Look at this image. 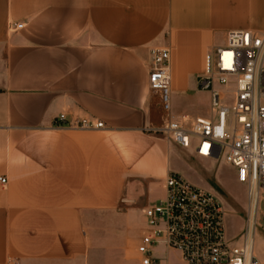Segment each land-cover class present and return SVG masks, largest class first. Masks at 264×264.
Masks as SVG:
<instances>
[{"label":"crops","instance_id":"0c3cea01","mask_svg":"<svg viewBox=\"0 0 264 264\" xmlns=\"http://www.w3.org/2000/svg\"><path fill=\"white\" fill-rule=\"evenodd\" d=\"M232 30L264 31V0H0V264H127L171 157L199 158L148 130L166 118L151 50H170L171 92L192 111Z\"/></svg>","mask_w":264,"mask_h":264},{"label":"built area","instance_id":"2783aa9c","mask_svg":"<svg viewBox=\"0 0 264 264\" xmlns=\"http://www.w3.org/2000/svg\"><path fill=\"white\" fill-rule=\"evenodd\" d=\"M23 27L16 24L10 30ZM148 86L159 94L166 115L161 126L148 130L182 149L194 147L200 158L236 168L239 182L247 185L250 206L258 204L264 193V31H229L224 45L207 52L198 88L210 94L208 116L173 115L168 48L151 50ZM55 125L104 128L101 121L70 123L65 114ZM6 183L0 178L1 185ZM164 187V197L144 210L147 230L137 247L139 264H160L158 246L178 251L183 264H262L255 233L248 230L240 244L228 238L226 208L217 195L175 171L168 173Z\"/></svg>","mask_w":264,"mask_h":264},{"label":"rangeland","instance_id":"374dc122","mask_svg":"<svg viewBox=\"0 0 264 264\" xmlns=\"http://www.w3.org/2000/svg\"><path fill=\"white\" fill-rule=\"evenodd\" d=\"M187 101L188 98L185 94H172L174 115L195 117L210 114V96L197 101L192 111H188ZM225 101L228 102L229 99H225ZM171 161L175 171L182 174L189 182L211 191L222 200L227 214L228 238L236 244L242 243L249 230L252 211L247 195V185L239 182L237 169L222 160H203L200 157H188L187 155L171 157ZM236 178L238 182H236ZM138 217L141 218L140 214ZM256 225L255 251L257 257L264 263V193L261 194L259 201ZM138 226H140V222L137 218L134 226L136 233H138ZM139 230L135 238L137 240L136 247H138V238L142 233V228ZM136 247L128 251L127 264H139L140 258ZM156 253L160 259L169 260L170 264H182L177 252H168L163 246H158Z\"/></svg>","mask_w":264,"mask_h":264},{"label":"bare ground","instance_id":"6f19581e","mask_svg":"<svg viewBox=\"0 0 264 264\" xmlns=\"http://www.w3.org/2000/svg\"><path fill=\"white\" fill-rule=\"evenodd\" d=\"M258 208H259V202H258V204H253V205H251V221H250V225H249V234L250 235H252L253 233H255V231H256V214H257V210H258ZM254 238H255V236H254ZM257 256V255H256ZM259 259V258H258ZM259 261L262 263V264H264L260 259H259Z\"/></svg>","mask_w":264,"mask_h":264}]
</instances>
